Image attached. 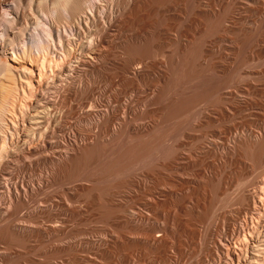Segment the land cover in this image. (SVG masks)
I'll return each instance as SVG.
<instances>
[{
    "label": "bare ground",
    "instance_id": "1",
    "mask_svg": "<svg viewBox=\"0 0 264 264\" xmlns=\"http://www.w3.org/2000/svg\"><path fill=\"white\" fill-rule=\"evenodd\" d=\"M0 3V264H264V0Z\"/></svg>",
    "mask_w": 264,
    "mask_h": 264
},
{
    "label": "rangeland",
    "instance_id": "2",
    "mask_svg": "<svg viewBox=\"0 0 264 264\" xmlns=\"http://www.w3.org/2000/svg\"><path fill=\"white\" fill-rule=\"evenodd\" d=\"M0 2H2V0H0ZM1 6L4 7V8H9L10 7V5H8L7 3H2V4L0 3V8H2ZM0 12H1V10H0ZM46 26H47V24L44 23V22L41 24L40 30H41V28L42 29L44 28L43 31L41 30V34H42V32L44 33V31H46L45 30V29H47ZM40 30H39V32H40Z\"/></svg>",
    "mask_w": 264,
    "mask_h": 264
}]
</instances>
